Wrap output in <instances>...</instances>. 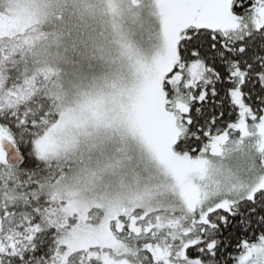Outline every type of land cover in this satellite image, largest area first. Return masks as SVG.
Returning a JSON list of instances; mask_svg holds the SVG:
<instances>
[{
	"label": "snow or ice",
	"instance_id": "1",
	"mask_svg": "<svg viewBox=\"0 0 264 264\" xmlns=\"http://www.w3.org/2000/svg\"><path fill=\"white\" fill-rule=\"evenodd\" d=\"M0 264H264V0H0Z\"/></svg>",
	"mask_w": 264,
	"mask_h": 264
}]
</instances>
